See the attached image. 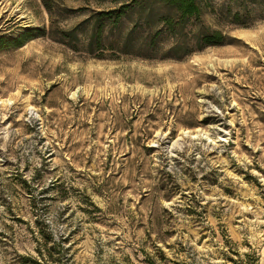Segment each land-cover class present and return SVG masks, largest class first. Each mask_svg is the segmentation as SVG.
<instances>
[{"label": "rangeland", "instance_id": "obj_1", "mask_svg": "<svg viewBox=\"0 0 264 264\" xmlns=\"http://www.w3.org/2000/svg\"><path fill=\"white\" fill-rule=\"evenodd\" d=\"M52 1L68 26L95 8ZM48 22L42 0H0L5 40ZM228 31L181 60L97 59L37 33L0 45V264L41 261L42 220L67 248L42 264H145L155 244L264 264V20Z\"/></svg>", "mask_w": 264, "mask_h": 264}, {"label": "trees", "instance_id": "obj_2", "mask_svg": "<svg viewBox=\"0 0 264 264\" xmlns=\"http://www.w3.org/2000/svg\"><path fill=\"white\" fill-rule=\"evenodd\" d=\"M86 1L90 4V0ZM91 3L95 8L90 5L77 8L76 11L84 13V16L68 26L61 24L60 19L72 10L57 6L52 0H42L49 18L48 25L25 27L24 31L8 40L0 36V45H20L37 33L74 52L97 59L128 55L145 59L181 60L206 47L228 43L230 26L246 28L255 19L264 20V0H91ZM194 206L189 204L187 210L195 209ZM163 212L172 216L166 208H163ZM193 219L205 221L202 216ZM164 223L170 222L159 217L150 223V230L154 226L159 229L155 232L154 241L164 242V235L159 234ZM36 226L40 236L35 239V250L41 261L32 256H20V264L55 261L58 258H53L52 252L56 247V253L67 250L61 241L63 239L55 238L48 230V223L37 221ZM147 235L150 237L149 231ZM229 242L224 240L226 245ZM153 247L154 254L146 255L143 260L145 264L194 263L190 257L188 261L168 259L159 246L155 244ZM181 251L176 250L175 253L180 254ZM237 253L229 247L224 256L235 264H255L253 252L245 253L244 259H234L232 254Z\"/></svg>", "mask_w": 264, "mask_h": 264}, {"label": "bare ground", "instance_id": "obj_3", "mask_svg": "<svg viewBox=\"0 0 264 264\" xmlns=\"http://www.w3.org/2000/svg\"><path fill=\"white\" fill-rule=\"evenodd\" d=\"M183 132H185V133H189V131H187V130H184ZM195 134V133H194ZM197 134H198V132H197ZM197 134H195V136L197 135ZM206 135V134H205ZM207 138H209V136H207Z\"/></svg>", "mask_w": 264, "mask_h": 264}]
</instances>
